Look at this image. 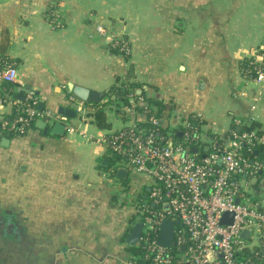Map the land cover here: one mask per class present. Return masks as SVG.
<instances>
[{
  "label": "crops",
  "instance_id": "obj_1",
  "mask_svg": "<svg viewBox=\"0 0 264 264\" xmlns=\"http://www.w3.org/2000/svg\"><path fill=\"white\" fill-rule=\"evenodd\" d=\"M3 29L9 44L0 61L17 63L16 98L34 93L40 110L67 121L64 135L39 126L11 135L4 123L12 107L0 99V264L131 259L126 237L139 220L129 199L147 198L150 182L119 162L109 168L102 137L136 120L124 104L121 113L107 107L108 128L77 112L68 119L60 107L74 105L69 81L106 92L138 84L179 138L192 125L226 142L234 125L253 121L264 143V88L241 65L264 42V0H0V42ZM262 163L243 180L264 208ZM116 167L127 177L116 179Z\"/></svg>",
  "mask_w": 264,
  "mask_h": 264
},
{
  "label": "built area",
  "instance_id": "obj_2",
  "mask_svg": "<svg viewBox=\"0 0 264 264\" xmlns=\"http://www.w3.org/2000/svg\"><path fill=\"white\" fill-rule=\"evenodd\" d=\"M260 48L264 49V42ZM252 56L254 71L249 77L264 88V53L257 49ZM17 80L16 66L6 63L0 67V89L2 84ZM0 99L12 107L15 115L25 110V115H17L11 123H4L9 131L25 133L30 123L38 120L67 121L61 115L40 110L39 99L31 92L27 103L18 98L2 99L1 95ZM70 99L85 121L94 107L76 102L71 95ZM128 110L129 120L136 122L102 137V142L108 151L121 155V164L150 182L148 197L143 204L135 205V215L144 224L138 243L146 240L145 235L157 234L153 240L145 241L147 261L130 260L128 264H264V208L249 199L243 180L245 176L255 177L263 163L251 160L242 151L262 138L255 131H232L228 143L198 157V151L195 153L169 138L162 143L154 133L140 127L143 121L159 123V118L149 109L139 112L130 107ZM235 124L241 123L236 120ZM76 128L70 126L68 130L72 132ZM185 135L192 139L190 130ZM197 137L198 141L205 140L200 134ZM149 204L160 208L153 209ZM165 204L169 205L168 209L164 208ZM227 212L233 213V222L223 224ZM166 218L178 221L176 245L171 247L157 244L160 226ZM244 231L248 232L247 237L242 236ZM181 245H185L184 251L180 250ZM247 251L252 257L245 258Z\"/></svg>",
  "mask_w": 264,
  "mask_h": 264
},
{
  "label": "trees",
  "instance_id": "obj_3",
  "mask_svg": "<svg viewBox=\"0 0 264 264\" xmlns=\"http://www.w3.org/2000/svg\"><path fill=\"white\" fill-rule=\"evenodd\" d=\"M50 15H52V13H50ZM8 42H9V31L8 29H3V38H2V41L0 42V53H6L8 44H9ZM258 49H259V52L264 53V49H261L260 47ZM121 51L125 52L124 48ZM252 59L253 58H246L245 60L242 61V64H241L243 68V72L247 75L251 74L254 71L253 66L251 65ZM6 63L13 64L14 66L17 65L16 61L12 59L4 58L3 60L0 61V67ZM138 87H140L138 86V84L132 83L129 85H122V86L116 85L110 88L109 91L107 92L106 102L102 101L101 103H95V104L88 103L94 107L93 108L94 110L87 114L86 116L87 118L85 119V121L89 122L92 119L99 128H108L109 124L107 122L106 111L109 105L115 106L117 111H119L120 113H121V110H123L122 107L124 108L122 104L128 107H133L137 109L139 112H144L145 109H149L152 113H154L159 118V123L157 125H153L152 123L148 121H143L139 123V126L145 128L149 132L154 133L157 140L164 143V141L169 137L164 128V124L162 120V115H161L162 105L160 104V102L150 97L145 90L142 91L141 93H137L136 88ZM16 94H17V83L16 82L2 84V87L0 89V95L2 99L16 98ZM131 96H133L135 100L134 104L132 103L133 106L130 103ZM27 99L22 100V102L27 103ZM119 106H122V107H119ZM17 115H25V110L21 109L19 111V114ZM17 115H15L14 112H11L9 117L7 118L8 119L7 121L11 123ZM35 127H37L36 122L30 123L25 133L29 129L35 128ZM189 130L191 132L192 139H188L186 135L179 138L178 136L174 134L171 137L175 139L173 141L182 143L184 147L190 149L191 151H193L194 148H197L198 152L196 153V155L198 157L207 155L210 153V151H214L215 149H218L219 147H221L222 145H225L226 143L225 140L209 139L208 136H211L209 134H207L206 139L204 141H198L197 135L200 133L199 127L196 126L195 128L194 126L191 125ZM232 131L239 132V133L255 131L262 138V131L259 128V124L253 121L244 123L240 131H237V126L234 125ZM25 133L19 134V133H16L15 131H10L11 135H24ZM162 136L163 138H161ZM212 140H214V142H211ZM206 145L208 146V149H206ZM242 151H244L245 156H247L251 160L256 159L261 162H263L264 160V143L262 140L259 142H256L253 147H249V146L244 147ZM110 156L112 157V164H110L109 168H111L114 165V163L119 162V164H121V162L123 161L121 155L119 154L110 152ZM137 200H141V201H137ZM137 200H136L137 204H143L142 202L143 200L145 201V198L138 197ZM152 208L159 209L160 207L158 208V206L156 205V206H153ZM156 235L157 234L155 233L145 235L144 236V238H146L145 241L153 240L154 238L157 237ZM145 241L143 240V242L140 244L138 243L135 246H130V252H131L130 260H135L137 262L147 261L145 259V255H146V250L144 248L145 243H146ZM247 257L248 258L252 257V254L249 253L248 251L245 253V258Z\"/></svg>",
  "mask_w": 264,
  "mask_h": 264
},
{
  "label": "water",
  "instance_id": "obj_4",
  "mask_svg": "<svg viewBox=\"0 0 264 264\" xmlns=\"http://www.w3.org/2000/svg\"><path fill=\"white\" fill-rule=\"evenodd\" d=\"M67 90L69 92V94L71 96L74 97V99L76 100V102H82V103H101L107 92L106 91H97L94 89H90L84 86H81L79 84H76L72 81H69L66 85ZM27 90H31V87L28 86ZM18 97V95H17ZM20 99L24 100V96L20 97ZM44 106V103L41 102L38 104V108L42 109V107ZM60 111L61 113H63L65 116L68 117V119H74L77 115L76 111H77V105L74 104L72 105L70 108H64V107H60ZM49 123L44 121V120H38L37 121V126H39L40 128L44 129L45 133H48L49 130L52 133L58 134V135H64L65 131H66V125L65 123H60L57 122L54 125H52V128L50 129ZM241 127H237V131H240ZM228 143V141L226 142ZM193 152H197V148L193 149ZM103 164L107 165L108 164V159H106L105 161H103ZM128 174V169L124 168V167H116L115 168V178L119 179V178H126ZM239 201V200H238ZM165 209L169 208L168 204H165L164 206ZM230 218V220L228 221L227 219ZM232 223L233 222V213L227 212L224 215V218L222 219V223ZM178 224V221H174L172 219H164L160 229H159V234H158V238H157V244L161 247H171V246H175L176 242L174 241L175 239V231H176V226ZM144 230V224L140 221L136 222L134 224V226L132 227L130 233L127 235L126 237V242L130 245V246H135L137 245V243L140 240V237L143 233ZM242 236L247 237L248 236V232L244 231L242 233ZM180 250L184 251L185 250V245H181Z\"/></svg>",
  "mask_w": 264,
  "mask_h": 264
},
{
  "label": "rangeland",
  "instance_id": "obj_5",
  "mask_svg": "<svg viewBox=\"0 0 264 264\" xmlns=\"http://www.w3.org/2000/svg\"><path fill=\"white\" fill-rule=\"evenodd\" d=\"M167 132V134L169 135V136H173L170 132H168V131H166ZM254 190H253V188H247V190H246V192H247V195H248V197H249V199L252 201V202H254L253 201V199H252V197H250V195L249 194H251V195H253L254 196V192H253ZM138 199V197L137 198H135V199H132V197L129 199V201H130V206L132 207V208H135V205L137 204V202H136V200ZM134 218V217H133ZM135 218L136 219H138L137 218V216L135 215Z\"/></svg>",
  "mask_w": 264,
  "mask_h": 264
},
{
  "label": "flooded vegetation",
  "instance_id": "obj_6",
  "mask_svg": "<svg viewBox=\"0 0 264 264\" xmlns=\"http://www.w3.org/2000/svg\"><path fill=\"white\" fill-rule=\"evenodd\" d=\"M146 199V198H145ZM137 201H141V200H137Z\"/></svg>",
  "mask_w": 264,
  "mask_h": 264
}]
</instances>
